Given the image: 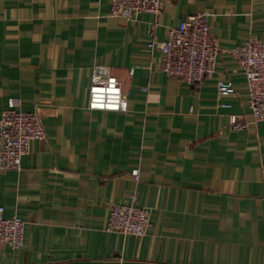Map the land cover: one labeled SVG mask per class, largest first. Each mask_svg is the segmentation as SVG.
I'll return each instance as SVG.
<instances>
[{"label": "crops", "instance_id": "1", "mask_svg": "<svg viewBox=\"0 0 264 264\" xmlns=\"http://www.w3.org/2000/svg\"><path fill=\"white\" fill-rule=\"evenodd\" d=\"M196 12L219 52L187 83L147 42ZM249 36L264 40V0H162L130 17L109 0H0V114L18 97L45 131L0 170L3 214L25 221L0 264H264V117L252 121L229 53ZM95 67L121 82L126 110L86 107ZM219 78L234 91L219 95ZM130 195L149 210L143 235L106 228Z\"/></svg>", "mask_w": 264, "mask_h": 264}, {"label": "built area", "instance_id": "2", "mask_svg": "<svg viewBox=\"0 0 264 264\" xmlns=\"http://www.w3.org/2000/svg\"><path fill=\"white\" fill-rule=\"evenodd\" d=\"M110 14L130 17L139 11L156 13L162 0H109ZM150 49L162 53L161 70L187 83L199 82L212 72L219 52L210 35L208 14L196 12L186 15L176 26H170L164 39L154 35L147 42ZM229 53L242 68L248 90V106L252 121L264 117V40L249 36L242 43L229 49ZM132 68L129 72L132 73ZM219 95L234 91L230 79L216 82ZM128 92L116 76L105 68L95 67L88 86V109L124 111L127 109ZM222 105H228L224 103ZM240 115L231 114L233 127L243 125ZM45 131L35 111L20 108L18 97H9L0 114V170L18 169L21 158L29 151L33 139H43ZM137 178V169L131 170ZM130 201L113 203L108 212L106 228L112 231L143 235L150 222L149 210ZM25 221L18 215L5 216L0 205V243L18 248L23 243Z\"/></svg>", "mask_w": 264, "mask_h": 264}]
</instances>
